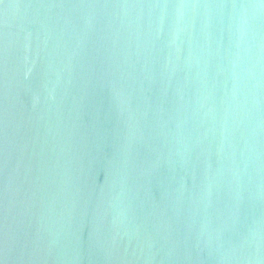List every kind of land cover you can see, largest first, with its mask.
<instances>
[{
  "label": "water",
  "instance_id": "1",
  "mask_svg": "<svg viewBox=\"0 0 264 264\" xmlns=\"http://www.w3.org/2000/svg\"><path fill=\"white\" fill-rule=\"evenodd\" d=\"M0 264H264V0H0Z\"/></svg>",
  "mask_w": 264,
  "mask_h": 264
}]
</instances>
